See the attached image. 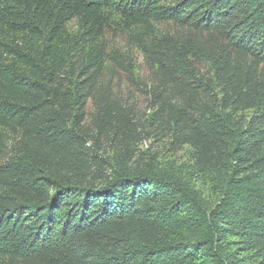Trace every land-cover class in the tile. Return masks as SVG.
Instances as JSON below:
<instances>
[{"label": "trees", "instance_id": "16d2710c", "mask_svg": "<svg viewBox=\"0 0 264 264\" xmlns=\"http://www.w3.org/2000/svg\"><path fill=\"white\" fill-rule=\"evenodd\" d=\"M0 264H264V0H0Z\"/></svg>", "mask_w": 264, "mask_h": 264}, {"label": "rangeland", "instance_id": "374dc122", "mask_svg": "<svg viewBox=\"0 0 264 264\" xmlns=\"http://www.w3.org/2000/svg\"><path fill=\"white\" fill-rule=\"evenodd\" d=\"M71 29L75 30L76 26L74 23L71 25ZM168 27H158V31L167 30ZM108 53L111 56H115L118 61V65L122 64L124 69H131V66H134V69L140 76H146V70L144 67V62L142 55L140 54L136 44L133 41L122 40L120 38H108ZM111 66L113 67L112 79L115 80L117 89H121L123 94H129L132 98V101L136 103V108L139 113H144L147 104L143 100V96L135 92L134 87L129 85V88H132V92H128L126 85L129 83L128 78L126 77V70L119 69V66H115L114 61H110ZM110 66V68H111ZM109 68V69H110ZM116 69V71H115ZM109 76V75H108ZM168 139H158L157 137H148L142 140L137 146V157L138 159H146L148 156H155L157 161L160 164H165L168 161L174 163V165H190L192 161V150L188 146H183L180 150H171L167 144ZM204 195H208V190L205 185L197 183Z\"/></svg>", "mask_w": 264, "mask_h": 264}]
</instances>
